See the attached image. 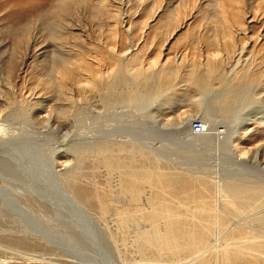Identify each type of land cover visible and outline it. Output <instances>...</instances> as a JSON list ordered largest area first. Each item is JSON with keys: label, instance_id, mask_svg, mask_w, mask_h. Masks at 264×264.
<instances>
[{"label": "rangeland", "instance_id": "374dc122", "mask_svg": "<svg viewBox=\"0 0 264 264\" xmlns=\"http://www.w3.org/2000/svg\"><path fill=\"white\" fill-rule=\"evenodd\" d=\"M263 114L264 0H0V264H264Z\"/></svg>", "mask_w": 264, "mask_h": 264}, {"label": "bare ground", "instance_id": "6f19581e", "mask_svg": "<svg viewBox=\"0 0 264 264\" xmlns=\"http://www.w3.org/2000/svg\"><path fill=\"white\" fill-rule=\"evenodd\" d=\"M65 5V4H64ZM229 84V83H228ZM225 86V85H224ZM245 86V84H240V85H237V86H226L225 88V91L223 92V94H221L222 96L218 97V96H214V99L217 100V98H219L217 100V102H219V104H221L222 106H225V107H233L235 104H237V99H236V96H238L237 92L236 91H239L241 90L243 87ZM235 90V91H234ZM227 96H229V100H226ZM264 115V114H263ZM264 118V117H262ZM189 122V121H188ZM194 122H199L201 124V127L203 128V132L202 134H194V133H190L191 131V127H192V124H194ZM249 124V122H247ZM205 126H204V125ZM186 126H187V123H186ZM235 128V127H234ZM207 130L208 132L211 131V130H214L215 132H213V137L215 139V142L217 141L218 143H221L222 140H227V142H233V138H232V131L229 132L228 129L225 127V126H218L216 128H211L208 126L207 122H201V121H198V120H195L193 122H191L190 124V130L188 128V126L186 127V130L188 132L189 135H193L194 137H201L205 130ZM231 130V129H230ZM236 130H237V127H236ZM101 129H100V134H101ZM98 134V133H97ZM237 134H239V132H237ZM212 135V133H211ZM139 137V136H138ZM101 138V137H100ZM178 139V138H177ZM98 140V139H97ZM97 142V141H96ZM100 142V141H98ZM97 142V143H98ZM214 142V144H215ZM229 143L230 146H228L230 148L229 152L234 155L235 158H237V148H235V146H233V143ZM95 144V143H93ZM148 149V148H147ZM11 158V157H10ZM159 158V157H158ZM14 160V159H13ZM54 162V161H53ZM237 163L236 162V166H237ZM232 164V163H231ZM48 166H52V165H48ZM8 167V166H7ZM50 169V168H49ZM54 169V168H53ZM3 170V169H2ZM56 172V171H55ZM49 174V177H48V174H47V181H48V184L49 186H51V188L53 189V194H51L49 191V193L47 194H42V192H38V190L36 189V187H27L26 189L30 192V193H39L40 196L44 197V199L46 200V202L49 204V205H52L53 208H56V209H59L62 211L64 217L67 219H69L70 223H71V226L74 228L75 231H77L79 234L74 237L72 236V239L73 238H79L80 239V244L79 246L81 247V249H85L86 251L85 252H90L92 253V251L94 250H97L100 254L99 255H102L101 257H104L103 255V251H102V247L103 246H98L96 245L94 242H92V236L96 238L97 234L94 233L97 232L98 230V227L96 226V224L94 223V221L91 219V217L87 216L80 208L76 207V205H74V203L70 202L69 201V198L67 197L68 195L63 191L61 190L57 185L56 183L53 181L52 177H53V172H51L50 170L47 172ZM52 173V174H51ZM223 175V174H222ZM217 177H215V179L213 180V188H214V201L215 202H220V200L222 199L221 198V195L222 193L224 192V187H226V185H228L229 187L232 186V184H230L228 182V179L224 178L223 176L221 175H216ZM5 177H8V175H5ZM9 177H12L11 179H13V175H10ZM195 177V176H194ZM198 177V176H197ZM38 178V177H37ZM50 179V180H48ZM202 179V178H201ZM200 179V180H201ZM14 180H18V177L14 176ZM46 181V180H43V182ZM203 181V180H201ZM200 181V182H201ZM38 182V181H37ZM262 182V181H261ZM40 184L42 183L41 181L39 182ZM203 183V182H202ZM258 183V181H257ZM29 184V183H28ZM39 184V185H40ZM44 187V185H43ZM42 187V188H43ZM45 189V188H44ZM229 189V188H228ZM233 189V188H232ZM46 190V189H45ZM230 190V189H229ZM228 190V191H229ZM41 191V190H39ZM44 191V190H43ZM213 191V190H212ZM226 191V190H225ZM46 192V191H45ZM38 195V194H37ZM223 197V196H222ZM5 199V198H4ZM10 199V198H9ZM42 199V198H41ZM9 202V201H8ZM19 203L17 204V202L15 201L14 203V207H18ZM219 205V204H218ZM16 210V209H15ZM14 210V211H15ZM22 210V209H21ZM20 210V211H21ZM18 211V210H17ZM44 211V210H43ZM55 211V210H54ZM19 212V211H18ZM23 212V211H21ZM58 211H55V215ZM216 212H214L215 214ZM58 216V215H57ZM218 214H215V220H217V223H218V220L219 218H217ZM59 218V217H58ZM61 218V217H60ZM71 219V220H70ZM250 219V218H249ZM36 220V219H35ZM62 220V219H61ZM244 221H246L245 223L247 224V221L248 219H245ZM253 222V221H252ZM219 224V223H218ZM245 224V225H246ZM251 224V223H250ZM66 225V224H64ZM236 225V224H234ZM240 225V224H239ZM244 225V223L242 224ZM34 226V225H33ZM230 226V225H229ZM248 226V225H247ZM254 227V225H253ZM67 228V227H65ZM248 229H251L252 230V227H248ZM61 230H59L60 232ZM58 232V233H59ZM69 233V231H68ZM72 233V232H71ZM75 233V232H74ZM70 234V233H69ZM48 236V241H51V240H54V238H58L57 236H54V235H51L50 233L47 234ZM61 236H63L61 234ZM60 236V237H61ZM71 236V235H70ZM59 237V238H60ZM63 238H66L65 236H63ZM91 238V239H90ZM99 238V237H98ZM61 239V238H60ZM58 240V239H57ZM84 241V243H83ZM218 241V239L214 242L216 243ZM86 242V243H85ZM100 242V241H99ZM78 244V243H77ZM90 247V248H89ZM70 249V248H69ZM82 249V250H83ZM88 250V251H87ZM72 251V249H71ZM74 252V251H73ZM75 254L77 252H74ZM98 255V254H97ZM98 255V256H99ZM111 255V254H110ZM34 256V255H33ZM112 257V255H111ZM114 262V261H113Z\"/></svg>", "mask_w": 264, "mask_h": 264}, {"label": "built area", "instance_id": "2783aa9c", "mask_svg": "<svg viewBox=\"0 0 264 264\" xmlns=\"http://www.w3.org/2000/svg\"><path fill=\"white\" fill-rule=\"evenodd\" d=\"M191 132L194 134H202L203 128L199 122H194L191 127Z\"/></svg>", "mask_w": 264, "mask_h": 264}]
</instances>
